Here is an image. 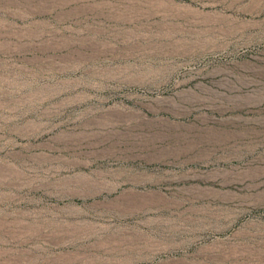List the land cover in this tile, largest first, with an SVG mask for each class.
<instances>
[{"label": "rangeland", "instance_id": "obj_1", "mask_svg": "<svg viewBox=\"0 0 264 264\" xmlns=\"http://www.w3.org/2000/svg\"><path fill=\"white\" fill-rule=\"evenodd\" d=\"M0 264H264V0H0Z\"/></svg>", "mask_w": 264, "mask_h": 264}]
</instances>
